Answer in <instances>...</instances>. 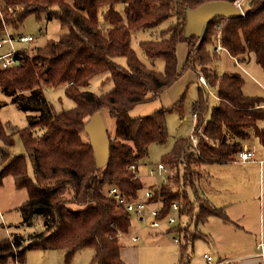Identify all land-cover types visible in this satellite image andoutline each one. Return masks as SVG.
I'll return each mask as SVG.
<instances>
[{
    "label": "trees",
    "instance_id": "16d2710c",
    "mask_svg": "<svg viewBox=\"0 0 264 264\" xmlns=\"http://www.w3.org/2000/svg\"><path fill=\"white\" fill-rule=\"evenodd\" d=\"M207 1L211 0H0L4 20L15 36L24 34L16 28L31 14L39 21L43 14L47 19L57 18L67 29L59 38L42 43L17 41L15 62L7 67L0 64L2 91L28 119L25 127L11 131L0 117V185L11 176L17 189L28 192L19 206L22 220L15 225L19 232L0 239V264L25 262L30 249H63L62 264H72L74 254L87 247L94 249L92 264H125L123 240L137 235L132 233L133 213L108 195L111 186L133 198L151 189L150 202L160 200L164 216L171 212L173 201L180 202L178 221L168 228L177 232L180 241L177 264H188L189 246L205 236L197 227L199 222L210 216L228 219L224 208L213 205L202 193L201 180L210 175L203 166L237 161L252 138L264 147V96L245 93L242 73L219 71L216 60L226 50L238 64L254 58L264 69V0H248L239 17L210 21L201 40L196 35L186 37V7L196 8ZM116 4L123 5L122 11ZM173 18L159 37L140 41L149 58L165 61L160 71L138 57L132 35ZM4 27L0 17V31ZM218 41L223 47L220 52L214 50ZM181 42L187 43L182 67L177 53ZM117 57H125L126 66ZM190 68L210 88H199L192 109L212 140L194 147L189 136L178 138L160 159L170 168L168 180L155 186L141 178L138 170L149 146L168 138L166 109L138 117L130 111L160 96ZM106 71L114 83L112 90L97 94L85 89L94 76ZM42 83L67 84L66 95L75 105L55 110ZM211 91L214 104L209 100ZM7 103L0 100V109ZM103 110L115 119V130L108 131V162L98 167L85 124ZM15 134L24 146L19 154L11 152ZM193 221L195 228H191ZM34 223L42 230L29 234L24 243L21 231Z\"/></svg>",
    "mask_w": 264,
    "mask_h": 264
},
{
    "label": "rangeland",
    "instance_id": "374dc122",
    "mask_svg": "<svg viewBox=\"0 0 264 264\" xmlns=\"http://www.w3.org/2000/svg\"><path fill=\"white\" fill-rule=\"evenodd\" d=\"M116 9H123L122 4H116ZM22 9V6L18 8ZM106 10V7L101 8L100 18L103 20L102 12ZM175 19H170L164 22L161 26L155 29L138 30L133 32L132 35V46L136 50L138 57L146 63L149 67H153L157 70L162 71L164 69L165 61L161 58L151 59L149 58L140 46V41L144 39H153L159 37L160 30L170 24ZM7 23V20H6ZM9 31L12 32L11 25L7 23ZM17 31L24 34L34 35L35 43H42L46 39L53 38L57 39L61 35L67 32V29L62 27L59 19L52 18L47 19L46 15L43 14L42 20H37L34 14L26 17L23 23L16 28ZM31 42V41H30ZM33 43V42H32ZM31 43V44H32ZM9 49V44L6 43L0 47V64L5 58L3 54ZM227 51L221 52V57L216 60L217 69L219 71L225 70H238L242 73L245 78L244 91L249 95H260L264 96V69L251 58L245 65H239ZM178 57L179 66L182 67L186 55H187V43L181 42L178 45ZM123 66H126L125 57L115 58ZM246 63V62H243ZM246 70H245V69ZM109 72H103L94 76L90 83L85 89L93 91L97 94L106 93L114 88L113 80L108 79ZM46 97L53 104L55 110L69 109L75 105L74 100L66 95L67 84L50 85L42 83ZM203 89L208 86L203 84L199 80V73L195 69H188L184 71L181 77L175 81L168 89L163 91L157 98L137 104L131 111L132 117L144 116L152 113L153 111L165 108L166 109V122L168 128V138L164 143L154 142L149 146L148 155L142 159L138 174L146 182H154L153 185L157 186L160 181V177L152 175L149 171L151 168L156 167L160 162L162 154L170 151L174 142L183 136H189L192 130L193 123V109L192 106L198 97L199 88ZM209 88V87H208ZM210 89V88H209ZM208 92V90H207ZM214 91L209 93V100L211 103H215ZM0 100L8 101L7 104L1 107L0 117L2 121L7 125V128L15 130L17 128H23L28 124L27 114L25 111L17 107L13 102L9 101L7 96L1 89L0 86ZM103 119L106 128L109 132L113 133L115 130V119L109 114L108 110H103ZM209 136V135H208ZM15 144L12 147L13 154H19L24 152V146L21 138L18 134L13 136ZM212 138L209 136L208 142H211ZM207 142V141H206ZM245 160V162L250 161ZM232 163H241L237 161H230L225 163H207L203 167L206 172L210 173V176L203 178L200 183V188H203L206 192L210 193V190H216L218 193L225 178H227L230 167L236 168L238 173L239 165H231ZM245 171V168H241ZM175 170L173 169L172 172ZM232 175H235L234 169ZM12 178V177H11ZM256 175L255 173L251 177L250 186H255ZM152 184V183H151ZM221 185V186H220ZM7 192V188L4 189ZM250 196H254V192L249 193ZM190 195L194 196V191H190ZM28 198V192L26 189H17L15 186V209L13 211V220L15 225L22 220V214L19 210V206ZM246 205V204H245ZM132 233L138 235V240L135 242L131 237L125 238L123 242L122 256L125 264H177V243L174 242V237L178 236L176 231H168L166 222L161 229H155L146 224L144 220H137V216L132 214ZM182 220L188 221V217L183 215ZM205 222V221H204ZM199 222L197 224L198 229L204 231L207 228V222ZM195 221L192 222L191 228H195ZM173 227V226H171ZM164 229V230H163ZM42 227L39 223H34L33 226L26 229L24 232V243L27 242L30 237L29 234H36L41 231ZM202 231V232H203ZM36 232V233H35ZM212 241V239L210 238ZM206 236L198 238L192 245L189 246V250L192 251L191 263L203 264V253L207 252L216 255L214 252L215 247L211 244ZM213 242V241H212ZM94 253V249L91 247L83 248L78 250L73 257L72 264H92L91 258ZM165 253V257H161ZM65 251L63 249L58 250H42V249H30L26 253V261H16L11 264H62L64 259ZM208 254V255H209ZM190 263V264H191Z\"/></svg>",
    "mask_w": 264,
    "mask_h": 264
},
{
    "label": "crops",
    "instance_id": "0c3cea01",
    "mask_svg": "<svg viewBox=\"0 0 264 264\" xmlns=\"http://www.w3.org/2000/svg\"><path fill=\"white\" fill-rule=\"evenodd\" d=\"M247 1H236L242 12ZM247 63L242 62L239 65ZM11 152L13 154L12 148ZM240 162L231 165H239L240 169L237 170L241 173H238L236 168L230 167L227 178L219 183L224 186L221 187L218 193L212 189L209 193L202 188V193L206 194L211 203L223 207L228 216V219L220 216H210L205 220L207 228H204L202 233L209 240L212 239L213 242L210 241L215 247L214 252L216 255L203 253V264H263L261 258L255 254V245L258 241L264 240V147L258 144L253 159L248 162ZM241 168H245V171ZM233 169L235 171L234 176L232 175ZM254 173L256 183L255 186L251 187L250 181ZM140 177L142 178V176ZM5 188H7V192L4 191ZM250 192H254L255 195L250 196ZM14 209L15 182L13 177L6 176L3 185H0V239L9 237L17 231L19 232V228L15 227L13 220ZM137 220L140 219L137 217ZM26 229L21 233L29 232ZM206 254L212 255L211 261H208ZM161 257H165V253ZM191 260L192 257L188 264L191 263ZM176 261L178 262V253ZM11 263H15V261L13 260L8 264Z\"/></svg>",
    "mask_w": 264,
    "mask_h": 264
},
{
    "label": "built area",
    "instance_id": "2783aa9c",
    "mask_svg": "<svg viewBox=\"0 0 264 264\" xmlns=\"http://www.w3.org/2000/svg\"><path fill=\"white\" fill-rule=\"evenodd\" d=\"M12 10V8H10ZM0 17L3 19V23L5 25L4 29L0 31V47L4 46V44H9V49L7 52L3 54L5 58L2 60L1 65L3 67H7L12 65L15 62V45L17 41L21 42H30L34 39L32 34H20L16 35L9 31L6 21L4 20V14L2 12L0 6ZM219 28L220 25L217 24ZM222 45L218 41L214 47L216 52H220L222 50ZM200 81L207 84L206 79L203 76L199 77ZM197 113H194V120L192 125V131L189 135L190 143L194 147H198L204 139L206 138V133L204 129V125L198 124ZM258 143L257 140L252 138L246 141L245 148L240 152L238 159L242 162L248 159H253L255 156V152L257 150ZM152 175L160 177V181L158 182L159 186L162 183L167 182L168 175L171 172L170 168L163 162H159L156 167H153L149 171ZM108 195L112 197L115 201H117L118 205L125 206L128 211L134 213L139 219L144 220L147 225L155 228L161 229L166 222L167 227H171L175 225L178 221V212L180 209V202L173 201L171 206V212L164 216L162 213V203L160 200L155 202H150L153 196V192L151 189L147 188L140 198H133L124 196L118 189L117 186H111L108 191ZM141 217V218H140ZM164 230V229H163ZM132 239L134 241L138 240L137 236H133ZM174 242L178 245L180 244L178 236L174 237ZM255 254L257 257H260L262 263L264 264V240H260L255 245ZM208 261L212 260V255L206 254Z\"/></svg>",
    "mask_w": 264,
    "mask_h": 264
},
{
    "label": "water",
    "instance_id": "95a60500",
    "mask_svg": "<svg viewBox=\"0 0 264 264\" xmlns=\"http://www.w3.org/2000/svg\"><path fill=\"white\" fill-rule=\"evenodd\" d=\"M240 15H242L240 5L227 0L207 1L196 8L187 6L184 34L186 37L196 35L201 40L210 21L219 17L234 18ZM85 131L93 147L97 166H105L109 159L110 137L102 112L98 111L89 117Z\"/></svg>",
    "mask_w": 264,
    "mask_h": 264
},
{
    "label": "bare ground",
    "instance_id": "6f19581e",
    "mask_svg": "<svg viewBox=\"0 0 264 264\" xmlns=\"http://www.w3.org/2000/svg\"><path fill=\"white\" fill-rule=\"evenodd\" d=\"M208 139H209V136L206 134V138L204 139L203 142L208 141ZM210 140H211V139H210ZM248 160H249V159H248Z\"/></svg>",
    "mask_w": 264,
    "mask_h": 264
}]
</instances>
